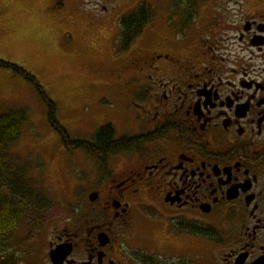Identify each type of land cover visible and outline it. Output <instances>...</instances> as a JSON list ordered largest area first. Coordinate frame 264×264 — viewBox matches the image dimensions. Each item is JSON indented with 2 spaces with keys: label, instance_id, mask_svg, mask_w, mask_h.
<instances>
[{
  "label": "flooded vegetation",
  "instance_id": "1",
  "mask_svg": "<svg viewBox=\"0 0 264 264\" xmlns=\"http://www.w3.org/2000/svg\"><path fill=\"white\" fill-rule=\"evenodd\" d=\"M156 3L138 5L177 25ZM208 20L169 47L155 25L124 52L115 33L88 190L62 219L22 214L0 264H264V0Z\"/></svg>",
  "mask_w": 264,
  "mask_h": 264
},
{
  "label": "rangeland",
  "instance_id": "2",
  "mask_svg": "<svg viewBox=\"0 0 264 264\" xmlns=\"http://www.w3.org/2000/svg\"><path fill=\"white\" fill-rule=\"evenodd\" d=\"M106 1L0 0V61L19 66L36 79L55 105L57 123L71 140L90 139L89 129L102 120V104L107 105V101L102 102V94L108 100L115 96L108 74L102 70L111 72L114 68L111 59L120 18L142 1L153 4L164 0ZM197 1L200 8L195 22L186 31L194 40L199 33L196 24L204 30L207 18L209 22L231 18L243 2ZM164 12L161 7L153 10L152 22L132 48L137 47L152 25L161 41L170 42L167 47L182 40L172 19H168V29L164 28ZM168 12L177 17L171 10ZM151 34L150 38L155 36ZM14 108L26 112V121L18 141L8 147V152L20 160L25 176L34 182L39 194L36 199H41L28 204L25 221L35 213L62 219L71 209L68 202L72 188L81 199L88 190L83 173L88 168V158L78 149L71 152L76 153L73 160L51 128L47 105L36 87L12 68L0 66V113Z\"/></svg>",
  "mask_w": 264,
  "mask_h": 264
},
{
  "label": "trees",
  "instance_id": "3",
  "mask_svg": "<svg viewBox=\"0 0 264 264\" xmlns=\"http://www.w3.org/2000/svg\"><path fill=\"white\" fill-rule=\"evenodd\" d=\"M176 5L171 11L177 15V33L188 29L194 22L197 13V0H174ZM154 17L153 10L147 4H141L134 11L124 15L119 20L117 43L118 51L128 50L143 32ZM1 67L12 68L14 72L24 76L32 83L40 97L45 101L48 109V121L60 138L62 146L69 152L73 150H85L95 152L102 138L104 127L96 130L92 142L85 140H71L65 129L55 119V105L47 98L42 87L36 79L23 68L9 65L0 61ZM26 121V112L22 109H12L0 113V244L17 226L19 218L27 212L28 204H33L38 197L34 188V182L25 176L23 166L18 158L8 152V147L15 144L19 137L23 124ZM97 155V153H95ZM39 198V197H38Z\"/></svg>",
  "mask_w": 264,
  "mask_h": 264
},
{
  "label": "water",
  "instance_id": "4",
  "mask_svg": "<svg viewBox=\"0 0 264 264\" xmlns=\"http://www.w3.org/2000/svg\"><path fill=\"white\" fill-rule=\"evenodd\" d=\"M89 199H90L91 201H94V200L96 199V196H95V195H90Z\"/></svg>",
  "mask_w": 264,
  "mask_h": 264
}]
</instances>
